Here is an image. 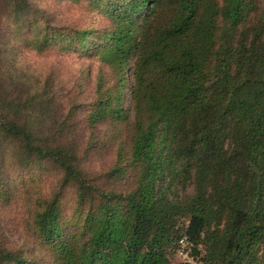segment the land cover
Instances as JSON below:
<instances>
[{"label": "trees", "instance_id": "16d2710c", "mask_svg": "<svg viewBox=\"0 0 264 264\" xmlns=\"http://www.w3.org/2000/svg\"><path fill=\"white\" fill-rule=\"evenodd\" d=\"M104 1L108 25L66 33L69 45L73 42L86 59L97 57L115 80L109 87L103 79L96 85L86 124L89 129L131 126L130 159L123 166L135 170L133 191L102 194L88 184L76 171L72 149L50 146L65 132L68 119L54 120L56 131L47 128L49 134L43 135L10 115L21 105L4 99L0 86V147L9 141L29 157L56 163L63 182L80 187V199L88 206L89 236L80 247L69 240L56 246L52 264H170L183 238L188 248L203 247L204 254L193 257L202 264H264V20L257 15L259 4ZM2 3H11L12 12L26 18L38 13L28 0ZM182 181L192 183L191 197L169 199L172 183ZM59 214L57 194L35 215V228L48 244L58 238ZM3 251L0 258L13 262L23 255Z\"/></svg>", "mask_w": 264, "mask_h": 264}, {"label": "rangeland", "instance_id": "374dc122", "mask_svg": "<svg viewBox=\"0 0 264 264\" xmlns=\"http://www.w3.org/2000/svg\"><path fill=\"white\" fill-rule=\"evenodd\" d=\"M215 1L221 4L223 0ZM255 1L259 4L257 15L264 20V0ZM28 2L31 9L38 7V13L28 12V18L12 12L11 3L0 5L1 91L4 99L11 98L21 105V110L15 112L13 109L10 115L17 116L19 122L29 124L43 135L49 134L47 128L56 131L57 126L53 122L68 119L65 132L58 134L50 146L55 149L69 146L77 173L102 194L126 195L135 187V170L123 166L130 159L131 126L102 124L89 129L86 124L88 105L94 100L96 85L103 79L104 86L109 87L115 80L97 57L86 59L79 54V49L74 48L73 42L69 45L71 36L66 33L101 29L108 25L106 2ZM143 17L144 13L139 14V24ZM45 19L50 26H44ZM59 28L63 29L58 31ZM133 64L134 59L130 61L125 76L122 102L125 110L130 107ZM129 119L131 122L130 116ZM2 144L0 149L5 151H0V251L23 255L17 262L5 260L3 255L0 263L52 264L59 250L56 246L69 240L70 244L80 247L89 236L87 203L80 199V187L63 182L64 172L56 163L29 157L18 144L13 145L9 141ZM121 166L123 170L118 168ZM114 169L117 170L115 174ZM122 172L125 175L120 177L118 173ZM157 184L165 187L166 181L159 179ZM193 189L191 182H173L166 196L174 201H183L191 197ZM57 194L60 209L58 238L48 244L35 228L34 219ZM198 250L200 256L204 254L202 246ZM169 262L202 264L191 256L186 245H179V249L169 256Z\"/></svg>", "mask_w": 264, "mask_h": 264}, {"label": "water", "instance_id": "95a60500", "mask_svg": "<svg viewBox=\"0 0 264 264\" xmlns=\"http://www.w3.org/2000/svg\"><path fill=\"white\" fill-rule=\"evenodd\" d=\"M252 171L256 174H259L258 170L256 169L255 166H252ZM190 254L192 257H198L200 255V252L198 249H196L195 247H191L190 248Z\"/></svg>", "mask_w": 264, "mask_h": 264}, {"label": "built area", "instance_id": "2783aa9c", "mask_svg": "<svg viewBox=\"0 0 264 264\" xmlns=\"http://www.w3.org/2000/svg\"><path fill=\"white\" fill-rule=\"evenodd\" d=\"M180 245L181 246H185L186 245V247H188L187 246V242H186V238H183L182 240H180ZM190 249V248H189Z\"/></svg>", "mask_w": 264, "mask_h": 264}]
</instances>
